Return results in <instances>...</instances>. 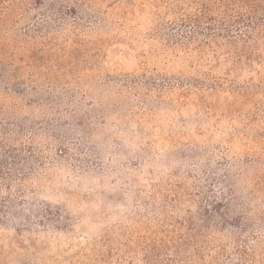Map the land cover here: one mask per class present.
Wrapping results in <instances>:
<instances>
[{
    "label": "rangeland",
    "instance_id": "374dc122",
    "mask_svg": "<svg viewBox=\"0 0 264 264\" xmlns=\"http://www.w3.org/2000/svg\"><path fill=\"white\" fill-rule=\"evenodd\" d=\"M196 7L0 0V139L10 123L43 163L32 207L13 203L35 222L0 223V264H264V43L186 32Z\"/></svg>",
    "mask_w": 264,
    "mask_h": 264
},
{
    "label": "trees",
    "instance_id": "16d2710c",
    "mask_svg": "<svg viewBox=\"0 0 264 264\" xmlns=\"http://www.w3.org/2000/svg\"><path fill=\"white\" fill-rule=\"evenodd\" d=\"M195 2L197 4L195 11L191 14H186L187 17L181 19L180 26L186 32L188 31L192 35H195L194 33L204 32L203 30H212V26L204 24L205 19H207L210 23L217 22L219 25V32L213 33V35L225 37L222 31L225 33L235 32L236 37H239L243 41H250L252 45L258 46L264 43V0H195ZM51 100L45 99L43 101L50 104ZM72 111H76V108ZM24 123L21 121L17 125L20 130L16 134L22 133V127H35L33 121H29L27 125ZM5 124L1 130L3 133L1 138L5 140L0 139V223L10 224L19 221L23 225L32 226L35 221H33L31 215L26 217L25 212H19L14 209L13 203L15 199H18V201H21V207H25V205L32 207V203L29 201L23 203L26 200L23 199L25 196L24 180L36 171L34 163H43L38 157L34 156V137L27 144L19 142V146L17 147L7 143L9 142L8 139H10L11 128L10 123ZM52 128L58 130L59 126L53 124ZM57 147L59 148H56V151H58L56 153L61 156V153L64 152V149L61 148V142L57 144ZM232 169L238 170L239 178L243 180V176H240L242 174L240 165L238 163H230L227 172L224 173L221 179V183L226 187L228 186V191L230 192L235 188L237 180L236 177H232L231 175ZM260 181H262L260 173H254L250 182L253 187L259 189L261 188L259 187ZM242 187H245L243 183ZM230 195L232 196L231 193ZM236 204L231 202L228 204L226 211L223 213L224 219H227L236 209H239ZM31 211L34 212V220H38L39 224L46 225L48 217L45 214L40 215L41 217L39 218L37 211H34L32 208ZM205 213H211L210 215L212 216L218 214L219 211L211 208V210L206 209ZM195 247L198 246L195 245ZM196 250L198 253L199 248L194 249V251Z\"/></svg>",
    "mask_w": 264,
    "mask_h": 264
}]
</instances>
